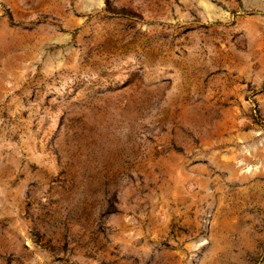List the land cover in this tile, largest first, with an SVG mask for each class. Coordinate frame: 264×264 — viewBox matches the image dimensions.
Instances as JSON below:
<instances>
[{"label": "rangeland", "instance_id": "374dc122", "mask_svg": "<svg viewBox=\"0 0 264 264\" xmlns=\"http://www.w3.org/2000/svg\"><path fill=\"white\" fill-rule=\"evenodd\" d=\"M0 264H264V0H0Z\"/></svg>", "mask_w": 264, "mask_h": 264}]
</instances>
